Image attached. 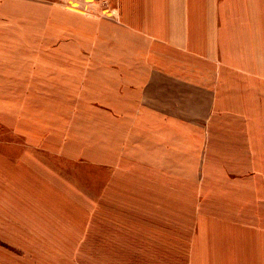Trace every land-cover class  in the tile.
I'll use <instances>...</instances> for the list:
<instances>
[{
  "label": "crops",
  "instance_id": "crops-1",
  "mask_svg": "<svg viewBox=\"0 0 264 264\" xmlns=\"http://www.w3.org/2000/svg\"><path fill=\"white\" fill-rule=\"evenodd\" d=\"M113 10L119 21L97 20L91 36L111 30L119 65L38 73L71 88L88 75L75 85L82 98L51 104L64 108L46 130L35 114L2 118L23 140L0 144V235H47L66 264H264L263 150L247 131L264 124L249 110L264 107V0H114ZM236 99L247 112L238 150H195L194 122L211 108L230 117ZM62 118L75 121L65 134ZM85 162L95 193L88 180L72 187Z\"/></svg>",
  "mask_w": 264,
  "mask_h": 264
},
{
  "label": "rangeland",
  "instance_id": "rangeland-1",
  "mask_svg": "<svg viewBox=\"0 0 264 264\" xmlns=\"http://www.w3.org/2000/svg\"><path fill=\"white\" fill-rule=\"evenodd\" d=\"M113 3L114 0H0V144H12L11 150H19L21 146L14 142L23 140L16 130V123L9 126L2 118L12 119L19 113L22 117L35 114L45 119L46 130L48 122L55 120V112L64 108L52 107L51 104H70V92L74 94V98H82L84 90L75 85L79 84L80 77L85 79L88 75H73L78 81L71 88L69 84L63 83L65 75L62 77L58 74L38 73L70 66L94 70L95 67L99 69L119 65V60L112 57L114 44L111 41V30L102 34L101 40L104 41L95 42V37L91 36L96 31L97 20H109L113 23L115 18L119 21L116 10H113ZM82 36L87 39H82ZM95 77L97 74L93 76ZM89 91L95 98L100 93L96 89ZM109 93H121L124 97L139 95L135 90H107L104 95L111 97ZM236 101L238 103L232 107L230 117H221V108H211L207 121L206 117H202L194 122L195 150H238L234 146L241 143V136L244 141L246 133H241L239 119L247 112L240 106L239 99ZM259 109L262 118L263 106L249 107L254 113ZM71 123L74 124L75 121L62 118L57 128L65 134V128ZM188 124L193 125L191 122ZM82 125L84 124L80 118H77L76 127L81 129ZM247 126V131L250 129L248 137L251 150L264 152V124L256 122L248 123ZM81 135L88 137H79L80 140L86 139L90 144L96 141V133L91 130L78 132V136ZM132 142L130 138L129 143ZM146 146L144 137L134 139V148L141 150ZM262 152L260 169L264 168ZM86 164H82V170H74L72 187L79 188L78 183H86L85 180H88L87 188L95 193L96 172L93 167L86 170ZM87 174L89 179L85 177ZM15 215L16 213L10 216V221L16 222ZM21 230L26 234L23 237L13 235V242L8 235H0V264H66L65 256L51 249L47 235L30 233L27 228L22 227Z\"/></svg>",
  "mask_w": 264,
  "mask_h": 264
}]
</instances>
